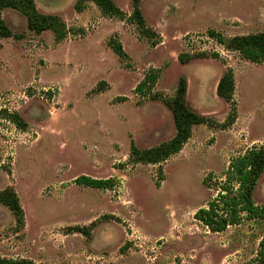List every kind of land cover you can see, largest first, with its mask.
<instances>
[{"label": "rangeland", "instance_id": "obj_1", "mask_svg": "<svg viewBox=\"0 0 264 264\" xmlns=\"http://www.w3.org/2000/svg\"><path fill=\"white\" fill-rule=\"evenodd\" d=\"M76 1L36 0L41 13L85 29L60 44L51 31L29 32L19 13H3L13 33L24 37L0 40V107L28 127L0 122V190L15 188L26 221L18 231L0 205V256L44 264H255L264 220L211 233L194 216L217 195L204 178L220 180L231 158L264 144V63L225 51L208 36L218 15L247 17H220L216 31L225 37L264 31V0H142L148 25L162 36L157 46L134 27L91 12L86 27L76 25ZM113 1L132 11V0ZM114 34L126 62L108 46ZM181 54L207 58L181 64ZM158 69L153 89L137 94L145 75ZM227 69L237 84L238 118L230 129L199 125L183 150L161 165L130 162L132 142L145 150L175 136L171 111L150 98H171L181 77L188 80L189 107L224 122L230 107L216 89ZM102 81L109 91L97 95ZM160 168L164 179L157 186ZM80 176L111 179L114 187L77 185ZM254 199L264 205V174ZM75 227L90 235L70 233Z\"/></svg>", "mask_w": 264, "mask_h": 264}, {"label": "trees", "instance_id": "obj_2", "mask_svg": "<svg viewBox=\"0 0 264 264\" xmlns=\"http://www.w3.org/2000/svg\"><path fill=\"white\" fill-rule=\"evenodd\" d=\"M141 2L142 0H132V12L130 15L113 0H77L74 8L77 13H82L87 9L88 3H93L99 8L104 17L125 21L133 25L140 39H149L152 41L153 46H157L162 42L161 36H158L155 30L148 25L141 10ZM5 10H13L19 13L25 18L28 31L35 35L51 31L57 44L64 42L70 34L85 35L84 28L75 30V28L69 27L58 15L41 13L36 6L35 0H0V39L21 40L24 37L23 34H14L8 27L2 16ZM208 36L217 40L227 51L239 52L247 61L259 65L264 63V31L225 37L215 29H210ZM108 46L123 62L129 59V55L124 50L118 35L110 37ZM197 58H207V56L204 54H181L178 60L181 64H188ZM159 73L158 69L146 74L135 88L136 93H145V89L148 91L153 89L160 78ZM236 88L235 73L232 69H227L219 80L216 89L217 96L230 107L228 116L222 123L216 121L212 116L196 113L189 107L187 102L188 81L185 77L180 78L175 93L171 98H166L159 94L151 96L150 100L161 101L171 111L176 133L171 140L162 142L160 145L150 149L141 150L132 142L130 162L136 165H161L183 150L191 139L195 126L204 125L212 130L219 129L221 131L230 129L238 118L235 101ZM108 89L109 85L107 82L102 81L97 85L94 93L101 94ZM122 99L126 101L127 98L122 97ZM3 119L13 122L23 131L28 127L27 122L18 113L9 114L6 110H1L0 122ZM263 174L264 144L253 145L244 153L231 158L220 180L214 181L212 174L204 178L203 185L215 190L217 195L195 213V219L211 233L226 232L230 227L240 226L246 220H264V205H258L254 199L255 189ZM163 179V170L160 168L157 186L160 185L159 183ZM75 183L95 189H112L114 187V182L111 179L102 180L87 176L78 177ZM0 205L10 210L16 222V229L18 231L24 229L26 224L25 211L14 187L8 186L0 190ZM89 230L80 227L69 228L70 233H80L85 236L90 235ZM0 264L44 263H37L27 258L14 259L0 256ZM255 264H264V240L259 244Z\"/></svg>", "mask_w": 264, "mask_h": 264}, {"label": "crops", "instance_id": "obj_3", "mask_svg": "<svg viewBox=\"0 0 264 264\" xmlns=\"http://www.w3.org/2000/svg\"><path fill=\"white\" fill-rule=\"evenodd\" d=\"M35 3H36V0H35ZM36 6H37V8H38V10H40L39 9V7H38V5H37V3H36ZM98 7L95 5V4H93V3H88V6H87V9L85 10V11H83L82 13H75V18L73 19V22L76 24V25H79V26H81V27H86V23H85V19L87 18V16L89 15V13L91 12V13H94V14H96V15H99L100 17H102V19L104 18V19H110V18H106V17H104L103 15H102V13H101V11L99 10V8L97 9ZM122 10H124V9H122ZM6 11V10H5ZM4 11V12H5ZM128 15H130L131 14V12L132 11H130V12H128L127 10H124ZM3 12V13H4ZM16 12V11H15ZM228 15V14H227ZM231 15V14H230ZM2 16H3V14H2ZM220 17H225V19H239V20H241V17H243V19L244 18H247V17H244V15L243 16H241L240 15V17H233V16H224V15H218L217 16V22L215 23V27H212V29H217L219 26H220V21H221V19H220ZM66 23L68 22V20L69 19H65V18H62ZM224 19V18H223ZM110 20H116V21H118L121 25H123L124 27H125V24H128V23H126L125 21H120V20H117V19H110ZM128 25H130L131 27H134L133 25H131V24H128ZM135 28V27H134ZM136 29V28H135ZM217 32H218V30H217ZM250 34H254V33H250ZM114 35H118V34H114ZM238 35H247V34H241V33H238ZM233 36H236V35H232V36H230L229 35V37H233ZM119 37V36H118ZM139 37V36H138ZM162 37V36H161ZM0 40H5V39H0ZM193 61V60H192ZM224 72L225 71H223V73L218 77V83H219V80L221 79V77H222V75L224 74ZM188 81V80H187ZM106 82V81H105ZM108 84V83H107ZM109 85V87H110V84H108ZM107 91H109V89L107 90ZM106 91V92H107ZM190 91H189V89H188V92H187V95H188V93H189ZM105 93V92H104ZM175 93V92H174ZM101 94H103V93H101ZM97 95H100V94H97ZM174 95V94H173ZM172 95V96H173ZM171 96V97H172ZM221 99V98H220ZM195 129H196V126L193 128V134H192V136H194V131H195ZM191 139H192V137H191ZM190 139V140H191ZM189 140V141H190ZM188 141V142H189ZM7 258H10L9 256L7 257ZM12 258H14V259H16L15 257H12ZM20 258H24L23 256H21ZM30 259V258H29ZM36 262V261H35Z\"/></svg>", "mask_w": 264, "mask_h": 264}, {"label": "built area", "instance_id": "obj_4", "mask_svg": "<svg viewBox=\"0 0 264 264\" xmlns=\"http://www.w3.org/2000/svg\"><path fill=\"white\" fill-rule=\"evenodd\" d=\"M210 38V37H209ZM212 40H214L217 44H218V46L220 47V48H222L223 50H225V51H227L224 47H223V45H221L219 42H217V40H215V39H213V38H211ZM2 108L5 110H7L8 108L6 107V106H4V107H0V111L2 110Z\"/></svg>", "mask_w": 264, "mask_h": 264}]
</instances>
